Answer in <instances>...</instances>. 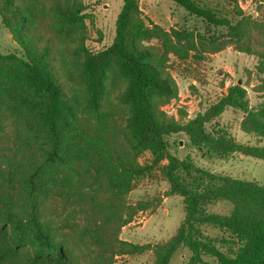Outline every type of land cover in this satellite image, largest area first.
Returning a JSON list of instances; mask_svg holds the SVG:
<instances>
[{
  "label": "trees",
  "instance_id": "16d2710c",
  "mask_svg": "<svg viewBox=\"0 0 264 264\" xmlns=\"http://www.w3.org/2000/svg\"><path fill=\"white\" fill-rule=\"evenodd\" d=\"M172 1L208 27L224 29L227 40L149 26L140 0H122L112 43L93 50L83 0H0L2 24L24 51L0 53V132L11 127L7 148H0V223L7 239L0 241V264H81L43 219L39 196L46 191L82 202L86 222L78 235L87 239L88 264L148 251L154 264H171L181 249L190 252L187 264H264V184L204 170L172 154L168 141L183 133L209 154L264 161V21L237 0H226L230 9L210 0ZM230 44L257 58L254 89L261 102L251 107L246 88L234 84L187 123L168 116L162 106L178 96L171 56L202 59ZM228 108L244 113L241 128L257 144L208 128ZM146 152L151 158L140 164ZM157 170L169 183L166 195L183 198L184 219L162 244L122 240L134 215L156 205L124 200L137 180ZM101 189L114 199L100 198ZM220 203L230 210L214 211Z\"/></svg>",
  "mask_w": 264,
  "mask_h": 264
},
{
  "label": "rangeland",
  "instance_id": "374dc122",
  "mask_svg": "<svg viewBox=\"0 0 264 264\" xmlns=\"http://www.w3.org/2000/svg\"><path fill=\"white\" fill-rule=\"evenodd\" d=\"M210 1L220 8H231L226 0ZM237 1L246 14H251L264 21V0ZM83 2L87 6L85 12L87 14L86 25L89 29L88 47L100 50L109 46L115 36L116 20L123 5L122 0H83ZM140 4L149 26L158 24L167 32H171L172 29L188 30L203 35L207 40L216 37L221 41L227 40L224 29L208 27L204 21L191 16L172 0H140ZM153 43L156 41L151 44ZM0 53H15L20 56L24 53L19 43L12 38L10 32L2 24L1 16ZM203 56L202 59L191 58L185 62L171 56L169 60L171 67L168 69L177 84L178 96L169 104L162 106V110L168 116L175 118L178 122L187 123L215 104L227 92L228 87L234 84H241L246 88L251 107L261 102L260 94L254 89V86L258 84L255 76L258 60L255 56L240 52L231 44L216 53L205 52ZM243 116L242 111L228 108L209 124L208 128H224L237 142L255 145L257 144L256 137L245 133L241 128ZM10 129L11 127H7L5 133L0 132V148H7ZM168 141L172 154L180 159L190 157L196 166L204 170L264 184V161L262 160L237 153L227 158L209 154L193 145L189 137L183 133L168 137ZM7 153L5 149L3 154ZM150 158L151 154L146 152L139 162L144 164ZM3 181L4 179H0V184ZM8 186L7 183L3 184L6 190ZM94 187H99V184L95 183ZM15 188V191L19 190L16 182ZM169 188L168 181L158 170L135 182L124 200L125 204L134 206L140 201H148L156 205L154 208L138 211L134 215L132 222L124 226L120 232L122 240L136 244L149 243L155 246L168 241L175 235L185 216L184 202L180 195L167 196L166 192ZM98 192L101 194L100 198H112L109 191L101 189ZM0 194L5 196L4 192ZM66 197L68 202L61 200L54 191L53 193L46 191L39 196V209L55 236L65 240L72 247L74 256L81 264H88L87 251L83 244V241L87 239L80 238L78 235L86 222V214L82 211L83 204L78 201V197ZM2 207L3 204L0 202L1 210ZM230 208L229 204L220 203L213 207V210L227 213ZM211 233L215 234V232ZM2 240L7 239L0 223V241ZM91 250L94 251L93 257L96 258L97 246H91ZM189 257L190 252L181 249L171 264H187ZM154 260L153 252L148 251L141 255L117 256L114 264H154Z\"/></svg>",
  "mask_w": 264,
  "mask_h": 264
}]
</instances>
